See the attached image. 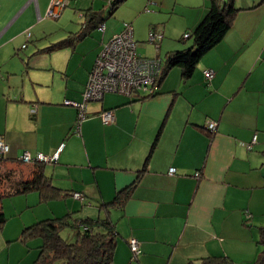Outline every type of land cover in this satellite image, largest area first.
<instances>
[{"label": "crops", "instance_id": "1", "mask_svg": "<svg viewBox=\"0 0 264 264\" xmlns=\"http://www.w3.org/2000/svg\"><path fill=\"white\" fill-rule=\"evenodd\" d=\"M81 1L70 0L59 17L50 18L52 0H0V137L9 146L8 161L25 151L52 155L65 144L58 162L44 167L59 197L42 201L34 191L3 200L9 214L0 225V264H33L41 240L21 241L25 228L76 212L78 221H112V264H201L209 258L253 264L264 228V0L239 10L224 40L202 57L188 81L173 67L151 97L106 93L88 104L77 136V110L64 101H82L103 45L122 31L104 20V31L90 24L88 35L76 39L92 18L107 17L105 8L83 9ZM209 5H183L182 37L164 32L157 51L140 55L164 62L168 53L189 48L184 36ZM157 7L151 14H158ZM75 14L81 19L76 29ZM135 15L124 21L132 25ZM169 19L151 29L167 30ZM68 28L65 39H55ZM207 69L215 71L210 82ZM105 110L115 114L111 126L100 116ZM207 120L218 122L213 137L205 131ZM254 135L257 141L248 149ZM171 168L175 175H169ZM127 188L132 190L120 203L100 207ZM131 238L141 243L137 257L128 245Z\"/></svg>", "mask_w": 264, "mask_h": 264}, {"label": "trees", "instance_id": "2", "mask_svg": "<svg viewBox=\"0 0 264 264\" xmlns=\"http://www.w3.org/2000/svg\"><path fill=\"white\" fill-rule=\"evenodd\" d=\"M124 1L126 0L113 1L112 4L109 5L110 15H113L119 5ZM239 10L240 9L236 7L235 0H210L208 12L203 20L197 25L193 32L187 33L189 34L188 38L184 36L186 40H192L190 47L168 53L164 62L157 57L163 64L157 82L159 83L166 72L173 67H180L182 69L183 79L188 81L193 76L202 57L224 40L225 36L232 28ZM104 20L105 18L101 16L94 19L92 18L90 23L84 25L83 31L75 35V38L81 39L85 35H88L90 31L88 26L90 24H93L94 28L99 27ZM72 42L74 43V39L62 41L55 46H66L70 45ZM73 132L77 135L75 133V123ZM4 163L25 164L19 159L16 162H9L7 156L0 159V225H4L7 222V216L3 209V200L6 197L28 194L34 191L40 193L42 201H48L59 197L61 190L52 185L51 180L44 171L45 164L48 163L43 162L26 164L35 167V171L31 176L18 181V185L13 191H2L1 184L3 183V176L1 174V168ZM139 173H143V170ZM7 177L11 179V176ZM131 190L132 188L121 190L113 201L103 203L100 207L108 208L109 206L120 203L124 197L126 198L128 196ZM85 200L86 198L84 196V202ZM72 218V214L63 217L49 218L25 228L21 236V241L25 242L29 239L41 240V245L39 247L40 252L33 264H112L116 247V232L112 221L108 217H101L96 220L84 219L82 221L73 220ZM67 227L73 230L76 238L75 241H68L62 236V231ZM258 243L262 246V250L258 259L253 264H264V228H261ZM201 264H231V262L220 258H209L203 260Z\"/></svg>", "mask_w": 264, "mask_h": 264}, {"label": "built area", "instance_id": "3", "mask_svg": "<svg viewBox=\"0 0 264 264\" xmlns=\"http://www.w3.org/2000/svg\"><path fill=\"white\" fill-rule=\"evenodd\" d=\"M115 0H107L108 5H111ZM70 0H52L51 6L47 11V16L57 18L61 11L68 7ZM99 29L104 31V24L99 25ZM28 37L30 33L28 32ZM162 30L152 29L149 33V41L156 45L159 49V43L163 39ZM189 34L185 35L188 38ZM24 45L23 47H25ZM138 44L134 38V29L130 23L124 22L121 32L112 36V38L103 45L94 67L92 68L89 79L86 84L83 99L80 102L65 100L64 104L73 106L77 110V120L75 122V133L81 135L82 122L87 116V107L90 102L100 101L105 93H118L128 97L136 94H144L147 96L153 95L155 85L159 78L162 63L158 58H148L141 56L137 52ZM207 81H211L215 72L212 69L204 71ZM105 125L111 126L115 123V114L113 110H106L100 114ZM218 122L207 120L205 131L212 137L216 134ZM257 135L253 136L252 141L247 145L248 149L256 143ZM64 147V143L52 155L38 153L32 156L30 152L25 151L19 160L25 164L33 162L57 163L60 152ZM9 151L8 144L0 137V159L4 158ZM176 168L169 170V175H175ZM197 178L201 177V173L195 174ZM73 197L81 202H84V196L81 193L75 192ZM129 248L133 257H137L141 253V243L136 238H131L128 242Z\"/></svg>", "mask_w": 264, "mask_h": 264}, {"label": "rangeland", "instance_id": "4", "mask_svg": "<svg viewBox=\"0 0 264 264\" xmlns=\"http://www.w3.org/2000/svg\"><path fill=\"white\" fill-rule=\"evenodd\" d=\"M204 1H207L210 3V0H178L176 1V4H175V0H158L157 6L159 8L161 6L160 3H163L164 5L160 8V11L158 12V14H151V12H153L152 6L157 7L155 5H152L154 4L155 0H126L119 5V8L115 12V14L111 16H108L110 12L108 7L110 8V6H108L107 0H82L81 5L83 4L85 5L83 9H87L88 7H91V6H94L96 9L105 8V11H106L105 15L107 16L105 19V23L108 24V27L110 26V24L114 26V23L116 26H119V27L122 26L121 30L123 29V23L128 22L124 20H126V18L129 15H131L132 17L133 15H135V12H137L135 15L137 17L136 20L131 21L133 28L135 30V38H136L135 41L137 42L138 46H143V45L146 46L145 48L140 47L139 50L137 47V52L141 55L143 54L146 55V52L148 51L154 52V49L157 51L156 45L149 41V33H150V30H152L151 29L152 25L161 24L162 19H169L171 17L167 22L168 23L167 30L163 26H162L163 28H161L163 31V34L165 32L166 37H168V35L166 34L168 33V34L175 35L177 37L179 36L181 38L183 34V27H184L183 25L184 19L182 18L185 13L183 12V8L185 7L183 5H188L189 7H192L191 5H194V6L200 5V7L202 8ZM260 1L261 0H235V4L237 8L242 10L245 7H250L251 5L252 6L255 5V3L258 4ZM200 7L198 9H201ZM73 8L72 10L75 9ZM80 9H81V6H80ZM147 9L149 11H147ZM257 18L258 16L254 15L251 20H254V23H255ZM80 20H81L80 17L75 14L74 21L71 22V27L74 29H76L77 27H80V25H78L80 23ZM119 27H117V29H119ZM64 29L57 31L56 37L54 36L56 40L59 39L58 37H63L62 39H65L64 37L67 35V31H71L70 28H68L66 32ZM96 31H94L93 33H96ZM191 44H192V40L189 39L186 42L184 41L183 45L190 46ZM34 171H35V167L32 165L4 163L1 168V174L3 176V183L1 184V190L4 192L13 191V189L18 185V181L29 178ZM7 176H11V179ZM78 209L82 210V208L80 207ZM8 214L9 212L7 213L5 212L6 216ZM76 214L77 212L75 214H72L73 220H76L75 219ZM62 215L64 216L65 214H62ZM84 217L85 216H83L82 219H84ZM15 218L16 217H14V219ZM7 220H8V216H7ZM62 236L68 241L76 240L75 234L73 233V230L70 227H67L62 231Z\"/></svg>", "mask_w": 264, "mask_h": 264}]
</instances>
